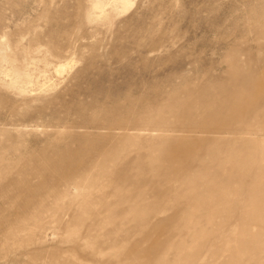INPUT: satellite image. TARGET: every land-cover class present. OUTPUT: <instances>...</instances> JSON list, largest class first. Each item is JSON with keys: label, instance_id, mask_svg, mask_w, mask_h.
Returning <instances> with one entry per match:
<instances>
[{"label": "rangeland", "instance_id": "obj_1", "mask_svg": "<svg viewBox=\"0 0 264 264\" xmlns=\"http://www.w3.org/2000/svg\"><path fill=\"white\" fill-rule=\"evenodd\" d=\"M0 264H264V0H0Z\"/></svg>", "mask_w": 264, "mask_h": 264}, {"label": "bare ground", "instance_id": "obj_2", "mask_svg": "<svg viewBox=\"0 0 264 264\" xmlns=\"http://www.w3.org/2000/svg\"><path fill=\"white\" fill-rule=\"evenodd\" d=\"M100 2L96 1V3L94 4V9L95 10H99L100 9ZM101 13V12H100ZM57 74L62 73L63 71H65V66H59L58 68H56V70H54Z\"/></svg>", "mask_w": 264, "mask_h": 264}]
</instances>
